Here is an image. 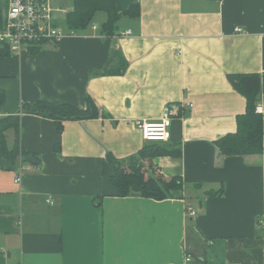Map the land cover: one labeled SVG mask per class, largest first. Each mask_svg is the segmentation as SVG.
<instances>
[{
	"label": "crops",
	"instance_id": "1",
	"mask_svg": "<svg viewBox=\"0 0 264 264\" xmlns=\"http://www.w3.org/2000/svg\"><path fill=\"white\" fill-rule=\"evenodd\" d=\"M71 1L50 0L66 31L58 44L0 56V117L40 98L85 108L86 94L110 117L66 120L58 132L19 113L20 148L39 162L0 166V264H264V131L260 153L213 144L246 110L228 75L264 72V0H114L119 13L137 2L139 15L121 16L110 36L104 11L83 32L66 28ZM117 55L124 72L100 74ZM168 104L179 109L162 144L180 152L144 164L181 188L120 196L108 154L138 153L147 141L135 121L160 120ZM258 106L264 114V93ZM5 140L13 145V129Z\"/></svg>",
	"mask_w": 264,
	"mask_h": 264
},
{
	"label": "trees",
	"instance_id": "2",
	"mask_svg": "<svg viewBox=\"0 0 264 264\" xmlns=\"http://www.w3.org/2000/svg\"><path fill=\"white\" fill-rule=\"evenodd\" d=\"M71 10L66 13L64 26L68 29L83 32L91 24L97 11L107 14L106 20L101 24V33L113 35L117 21L121 16L138 17L139 4L132 3L128 8L119 13L114 0H72ZM4 1L0 0V24L3 18ZM42 46L30 47L32 53ZM8 49L0 44V56H9ZM114 66L105 67L100 74H122L127 66L121 55L115 58ZM228 79L233 87L246 99L245 113L237 117V129L234 133H228L213 142L216 149L224 155H247L260 153L263 146L264 114L256 110L260 96L264 93V72L249 74H231ZM4 101V93L0 91V105ZM85 108H77L73 105L57 101L55 99L40 98L34 102L23 103L20 112L38 114L53 120L57 131L61 132L63 122L66 120H83L89 118H106L110 115L101 111L92 98L85 95ZM19 112V113H20ZM19 113L0 117V166L10 168L16 165L17 157L22 160L30 158L39 162L37 155L20 148V116ZM14 130V143L8 147L5 140V132ZM161 141H148L147 144L135 155L126 159H117L110 153L109 161L113 165L114 172L111 175V183L117 189L120 196L139 195L155 199H163L171 195V190L181 188L182 181L179 176L165 178L154 172L147 173L144 162H149L152 157L162 154H178L179 147H166ZM223 188L208 191L210 196H219Z\"/></svg>",
	"mask_w": 264,
	"mask_h": 264
},
{
	"label": "built area",
	"instance_id": "3",
	"mask_svg": "<svg viewBox=\"0 0 264 264\" xmlns=\"http://www.w3.org/2000/svg\"><path fill=\"white\" fill-rule=\"evenodd\" d=\"M3 18L0 24V44L5 46L10 54H18L30 47L44 46L49 43L58 44L66 34L65 29L54 22V9L50 0H3ZM65 12L63 9H57ZM179 107L168 104L158 121L136 120L135 125L145 141L165 142L170 137L171 117ZM257 112L262 113L260 106ZM16 181L20 180L19 175ZM47 202H52L47 199ZM194 214L193 211H190ZM186 260H189L187 256ZM206 264V263H205Z\"/></svg>",
	"mask_w": 264,
	"mask_h": 264
},
{
	"label": "rangeland",
	"instance_id": "4",
	"mask_svg": "<svg viewBox=\"0 0 264 264\" xmlns=\"http://www.w3.org/2000/svg\"><path fill=\"white\" fill-rule=\"evenodd\" d=\"M102 15H105V13H102V12H101V14L99 13L100 18L102 17ZM96 17H97V15H96ZM92 22H96L95 18H93Z\"/></svg>",
	"mask_w": 264,
	"mask_h": 264
}]
</instances>
